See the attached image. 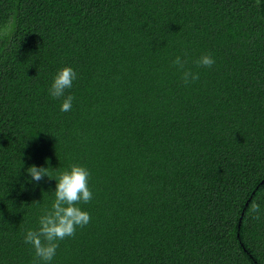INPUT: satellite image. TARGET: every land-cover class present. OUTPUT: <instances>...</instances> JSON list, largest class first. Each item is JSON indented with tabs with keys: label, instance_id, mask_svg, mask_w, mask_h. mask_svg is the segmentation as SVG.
<instances>
[{
	"label": "trees",
	"instance_id": "16d2710c",
	"mask_svg": "<svg viewBox=\"0 0 264 264\" xmlns=\"http://www.w3.org/2000/svg\"><path fill=\"white\" fill-rule=\"evenodd\" d=\"M71 165L91 222L51 264H264V0H0V264H32Z\"/></svg>",
	"mask_w": 264,
	"mask_h": 264
},
{
	"label": "clouds",
	"instance_id": "9594fccd",
	"mask_svg": "<svg viewBox=\"0 0 264 264\" xmlns=\"http://www.w3.org/2000/svg\"><path fill=\"white\" fill-rule=\"evenodd\" d=\"M189 63L187 54L184 58L175 57L172 65L181 72V80L185 85L194 83L199 79V73L193 72L186 65ZM193 63L198 68H212L215 59L211 54H204ZM77 79V73L71 67L59 70L53 78L49 95L55 100H62L61 112L72 110L73 95H66L71 89L73 81ZM49 169L36 167L27 169L32 181L40 182L44 177H49ZM90 171L83 166L71 165L70 171L62 172L56 179L54 191L55 199L50 210H45L39 217V227L35 230L29 229L24 236V243L30 245L34 251L32 264H51L54 259L59 242L73 238L77 229L84 228L91 222V216L83 211L79 205L88 204L93 200V192L89 188ZM260 205L253 203L250 213H255L253 219H260Z\"/></svg>",
	"mask_w": 264,
	"mask_h": 264
}]
</instances>
